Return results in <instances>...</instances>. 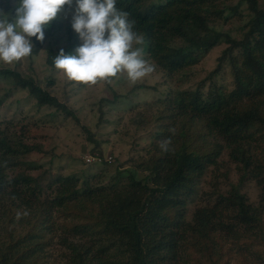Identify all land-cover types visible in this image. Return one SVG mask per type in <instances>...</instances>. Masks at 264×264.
<instances>
[{"label": "trees", "instance_id": "trees-1", "mask_svg": "<svg viewBox=\"0 0 264 264\" xmlns=\"http://www.w3.org/2000/svg\"><path fill=\"white\" fill-rule=\"evenodd\" d=\"M242 3L248 12L244 21L238 8ZM13 6L14 1L0 0L5 13ZM117 7L135 21L134 30L144 42L134 47L155 65L152 74L161 73L160 83L167 88L157 97L127 103L135 88L148 85L121 93L116 77L97 82L103 83L100 94L110 91L95 103V127L82 124L81 130L91 145L85 150H99L102 159L96 162L105 172L116 162L107 182L98 181L96 173L81 178L62 173V166H46L45 155L55 147L44 151L36 141L54 140L60 125L50 124L55 136L42 130L48 128L45 118L51 123L55 113L63 116L62 126L71 119L79 123L69 94L64 91L61 98L56 93L54 57L61 49L75 54L81 43L71 23L58 18L45 28L42 42L31 38L32 69L46 42L66 37L62 46L45 50L44 66L51 72L45 83L0 67V79L14 87L0 94V109L14 103L19 107L0 116V264H55L49 259L54 245L62 251L60 264H190L183 258L190 243L200 251L196 264H264V0H117ZM227 9L244 22L236 34L215 28L228 21ZM221 43L225 47L214 68L195 82L192 66ZM226 75L229 81H224ZM190 79L193 84L186 87ZM18 90L26 91L33 99L30 106L45 118L36 119L23 108L29 104L11 99ZM104 127L111 131L99 134ZM135 132L137 140L130 142L123 162L104 158L101 147L111 136L121 133L123 139ZM166 138L171 140L168 153L158 146ZM224 153L240 176L226 192L213 181ZM51 156H57L55 151ZM17 164L57 172L52 194L42 195L38 184L25 190L8 178L6 171ZM211 168L210 194L191 210L201 178ZM220 174L225 179L228 169ZM123 175L130 184L115 187L111 179ZM245 179L258 187L256 202L242 191Z\"/></svg>", "mask_w": 264, "mask_h": 264}, {"label": "rangeland", "instance_id": "rangeland-1", "mask_svg": "<svg viewBox=\"0 0 264 264\" xmlns=\"http://www.w3.org/2000/svg\"><path fill=\"white\" fill-rule=\"evenodd\" d=\"M13 2L14 0H10ZM164 1V0H161ZM149 2V0H145V3ZM236 1H233L235 3ZM239 12L243 13L244 20L247 18V11L246 6L242 3L239 5ZM232 10H226V14L228 16V21H226L225 24H218L215 26L216 29L220 31H227L229 28H231V33L236 34L238 32L239 26L244 24L242 20H240V15L232 13ZM60 18L63 21L64 25L66 23H70L71 17L69 16L68 19L63 18V13L60 14ZM65 29V28H64ZM197 29H193L191 31L195 32ZM74 31V30H73ZM66 41V37H61L60 40L51 38L50 41L46 42L43 46L42 50L40 51L39 55L34 58L32 69L29 67L30 58L25 57L22 60L18 62H14L11 65L5 64L3 62H0V67H11L16 68L20 72H22L24 75L28 76L29 74H32L36 79L42 81L49 75V72L47 68L44 66L43 58L45 55V50L50 46H62L63 42ZM225 47L224 43H221L217 46H215L210 52L204 56V58L198 62L196 65L192 66L191 69V78L196 82L198 80H201L211 69L214 68L216 64V58L218 55L221 54ZM32 70V71H31ZM58 82H57V90L56 93L59 97L63 98L66 91L69 94V98L71 100V103L74 104V107L77 108V116L79 123L77 124L76 121L73 119L68 120L63 126L61 125L63 122V116L60 114L55 113V116L53 118V122L50 123L48 120L49 118L43 117L44 114L42 112L36 111V109L31 105L30 103L33 101L26 91L18 90L16 94L11 99H20L21 103L19 105H27L24 107L25 111L31 110V113L34 115L36 119L38 118H45L47 119L46 125L48 128H45L42 130V132L47 135H54V129L52 123L56 126L60 125L58 127L57 135L55 136L54 140L52 142H48V137H36V141H38L42 148L45 150H49L50 148H54V150L48 152L45 156H47L43 162L46 166L53 165L54 168L62 166L64 169L62 173L66 174H76L80 175L81 178H83L84 175L87 174V172H92L98 174L96 179L98 181H101L102 183L107 182L112 174V172L115 169V161L113 164H111L108 167V170L105 172L104 169L101 167L100 161L102 159L101 155L99 154V150H97V153H93L88 151V149L85 150V148L91 147V145L86 141L85 134L81 130V125L85 124L88 127H95V125L92 122L93 114H95L97 111L95 103L97 102L98 98L103 95L107 94V91L105 90L104 93H101V87L102 82H99L97 85H83L79 86L80 84L77 83H69L70 80L67 79V77L59 70V72L56 74ZM161 76V73H150L146 77L142 78L141 80L137 82H131L128 80L125 73H119L117 74L116 80L114 81L115 84H117V87L121 93H126L130 91L135 85L144 84L148 85V87L141 88H135L132 93L130 94L129 98L126 101L127 103H137L138 101L145 100L148 98H154L159 95H162L167 86L163 85L161 82V79L159 78ZM121 79V80H120ZM193 80L190 79L189 83L186 85L188 87L189 85L193 84ZM230 77L229 75H226L224 78V81H229ZM44 83L46 80H43ZM113 82V81H111ZM43 83V86L45 84ZM152 86V87H150ZM6 88H14L13 84L10 80L5 81L4 79H0V94L5 93ZM100 94V95H99ZM121 106V105H120ZM11 108H1L0 109V116L5 115H11L12 109H16L18 111V105L14 103V105L10 106ZM118 114H121V112L118 110ZM111 118V117H110ZM125 121V117L120 119L119 122H117L118 129L123 128V124ZM42 123V121H41ZM51 124V125H50ZM98 130V129H97ZM111 130H108V128L104 127L103 129H99V134L108 132ZM122 131V130H121ZM36 134V131H31L30 135ZM139 132H135L131 137H123L121 133L113 137L111 136V141L108 143H104L102 150L103 155L106 160H113L117 159L118 162H123L127 158V152L130 146V142L132 139L137 140V135ZM39 135V134H38ZM102 135V134H101ZM104 136H100V142H102V138ZM110 138V136H108ZM55 151L57 156L54 158L51 156L52 153ZM70 155L71 157H68L67 155ZM96 156L98 159H95L90 162L86 161V156ZM83 159L86 161L85 164L83 162ZM220 164V169L215 170V174L217 176L213 181L217 183L219 182V189L223 192H226L229 190L230 186L232 184H236L240 180V176L237 172L236 165L233 163H229L227 160V155L224 153L222 157L218 159ZM67 163V164H66ZM87 163V164H86ZM45 166V168H47ZM127 168L128 166L125 165ZM45 168L40 169H26L25 167L17 164L10 169L6 171L8 178L14 179L19 182L21 187L25 190H33V185L38 184L40 187V191H42V195H48L50 196L52 194V189L54 186H56V176L58 175L57 172L47 171ZM226 169H228V175H224L225 179L222 178V175L220 173L226 172ZM212 168L209 169V171L205 174L203 178H201V182L198 188V193L196 194L195 198L197 199L189 206L191 207V210L194 209L196 205L199 203H203L207 199V195L210 194V191L212 189L210 180L212 178ZM28 179V182H25L24 179ZM112 184L115 187H124L128 186L129 180L127 178V175H123L121 177L115 176L111 179ZM242 191L246 193V195L249 197L250 201L256 202L258 198V187L255 184V181L245 179L243 182ZM264 217V214H263ZM53 254L51 257H49L50 260L55 261V264H60L63 261L62 251L57 247V245L53 246L52 250ZM184 254L183 258L186 256L188 257V260L190 261V264H196L198 260L200 259V251L195 250L191 243L186 247H184ZM232 263V260H231Z\"/></svg>", "mask_w": 264, "mask_h": 264}, {"label": "clouds", "instance_id": "clouds-1", "mask_svg": "<svg viewBox=\"0 0 264 264\" xmlns=\"http://www.w3.org/2000/svg\"><path fill=\"white\" fill-rule=\"evenodd\" d=\"M14 10L0 9V62L11 65L29 57L32 37L44 40L45 28L54 20L71 17L70 23L81 41L75 54L61 49L54 66L68 80L95 85L119 73L137 82L155 70L143 58V37L130 14L117 7V0H14ZM164 153L172 151L171 140L158 144Z\"/></svg>", "mask_w": 264, "mask_h": 264}, {"label": "built area", "instance_id": "built-area-1", "mask_svg": "<svg viewBox=\"0 0 264 264\" xmlns=\"http://www.w3.org/2000/svg\"><path fill=\"white\" fill-rule=\"evenodd\" d=\"M92 159L95 160V159H98V158L96 156H93V157L90 156V155L86 156V161L90 162V161H92Z\"/></svg>", "mask_w": 264, "mask_h": 264}]
</instances>
